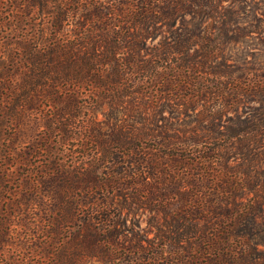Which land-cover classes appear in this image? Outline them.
I'll use <instances>...</instances> for the list:
<instances>
[{
	"label": "trees",
	"instance_id": "1",
	"mask_svg": "<svg viewBox=\"0 0 264 264\" xmlns=\"http://www.w3.org/2000/svg\"><path fill=\"white\" fill-rule=\"evenodd\" d=\"M254 35L264 0H0V264H264Z\"/></svg>",
	"mask_w": 264,
	"mask_h": 264
},
{
	"label": "rangeland",
	"instance_id": "2",
	"mask_svg": "<svg viewBox=\"0 0 264 264\" xmlns=\"http://www.w3.org/2000/svg\"><path fill=\"white\" fill-rule=\"evenodd\" d=\"M264 43V37H260L258 35H254L251 38H248L244 41V43H240L238 45H235V55L242 59L246 55V51L250 50V48L258 47L262 48V44ZM145 225V224H144Z\"/></svg>",
	"mask_w": 264,
	"mask_h": 264
}]
</instances>
